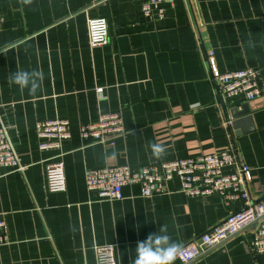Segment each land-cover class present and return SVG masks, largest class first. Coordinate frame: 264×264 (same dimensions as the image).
Segmentation results:
<instances>
[{
    "label": "crops",
    "instance_id": "crops-1",
    "mask_svg": "<svg viewBox=\"0 0 264 264\" xmlns=\"http://www.w3.org/2000/svg\"><path fill=\"white\" fill-rule=\"evenodd\" d=\"M142 0H0V125L8 128L23 170L0 166V215L9 242L0 264H97V246L114 245L117 264H131L138 241L167 224L182 245L243 205L217 194L143 197L138 184L123 198L89 191L88 169L131 168L231 150L251 168L249 198L264 197V87L260 96L226 97L211 77L254 68L264 79V0H174L162 20L141 16ZM104 17L109 42L92 47L88 19ZM256 47L250 48L249 41ZM17 69L42 70V91L8 82ZM120 111L125 133L114 146L85 141L83 124ZM63 118L72 135L60 150H40L37 123ZM160 143L157 160L147 148ZM63 154L66 190L50 192L46 166ZM118 153L105 161V154ZM226 170H229L228 168ZM254 226L189 264H264L250 244ZM175 264H181L177 258Z\"/></svg>",
    "mask_w": 264,
    "mask_h": 264
},
{
    "label": "built area",
    "instance_id": "built-area-1",
    "mask_svg": "<svg viewBox=\"0 0 264 264\" xmlns=\"http://www.w3.org/2000/svg\"><path fill=\"white\" fill-rule=\"evenodd\" d=\"M102 0H90L94 6ZM174 0H142L141 16L147 21L162 20L166 15V6ZM89 44L92 47L109 42L108 21L104 17L88 19ZM211 77L219 92L226 97L244 96L253 100L263 92L264 79L260 71L243 68L221 72L213 53L208 57ZM125 133L123 116L120 111L101 114L96 122L83 124L80 136L85 141L114 146L119 136ZM72 135L70 122L63 118L41 120L37 123V136L40 150H60L65 140ZM63 154L59 151L46 166V183L50 192L66 190V177ZM0 166L12 170H23L18 153L8 128L0 125ZM229 170H226V169ZM178 178L181 192L187 196H209L217 194L225 200L240 199L244 205L229 214L219 224L182 245L178 256L181 264H189L207 254L215 247L254 226L251 248L264 253V197L251 200L248 184L253 176L251 168L242 163L235 152L224 150L196 157L175 158L162 163H153L131 168L129 165H114L88 169L85 180L89 191L109 200L123 198V186L138 184L143 197L171 193L169 184ZM9 242L7 225L0 215V248ZM97 264H117L115 246H97Z\"/></svg>",
    "mask_w": 264,
    "mask_h": 264
},
{
    "label": "clouds",
    "instance_id": "clouds-1",
    "mask_svg": "<svg viewBox=\"0 0 264 264\" xmlns=\"http://www.w3.org/2000/svg\"><path fill=\"white\" fill-rule=\"evenodd\" d=\"M33 2L34 0H20L24 6H31ZM249 47L254 49L256 44L250 40ZM44 79L42 70L17 69L10 73L8 82L17 86L21 92L27 91L29 95H36L42 91ZM147 148L151 157L157 160L165 156L167 152L164 145L156 142H149ZM117 156L118 153L113 151L110 157L105 154L104 159L107 161ZM181 251L182 244L174 241L169 234L168 225L162 224L157 233L149 234L145 240L137 242L131 264H175Z\"/></svg>",
    "mask_w": 264,
    "mask_h": 264
}]
</instances>
